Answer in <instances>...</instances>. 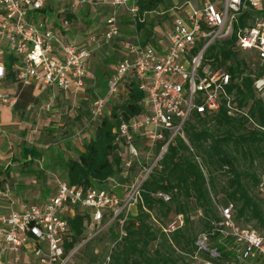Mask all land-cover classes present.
I'll list each match as a JSON object with an SVG mask.
<instances>
[{"label":"built area","instance_id":"2783aa9c","mask_svg":"<svg viewBox=\"0 0 264 264\" xmlns=\"http://www.w3.org/2000/svg\"><path fill=\"white\" fill-rule=\"evenodd\" d=\"M77 4L75 18L81 15L86 0H0V111L13 109L17 103L15 96L1 90L10 74L22 85L37 83L51 91L40 112L52 109L55 91L67 97L84 93L89 61L122 35L113 12L99 34H87L76 25V33L86 37L83 45L69 40L73 29H68L71 20L66 14H72ZM111 7L124 8L133 22L138 19L135 0H114ZM168 14L170 25L160 36L155 29L151 42L142 44L136 33L122 39L125 59L114 67L106 94L97 96L93 104L96 120L104 114L107 102L125 91L127 78H133L143 94L140 114L116 129L123 176L136 172L130 184L117 191L119 184L113 180L104 188L88 189L58 181L51 195L33 196L27 204L20 203L19 193L0 186V264H25L26 258L28 264H68L71 254H64L63 244L70 232L69 219L83 211L90 217L89 224L99 228L117 223L121 230L127 216L142 204L144 184L160 168L168 148L178 138L187 143L185 126L193 115L223 109L228 117L248 116L247 110L238 106L243 77L233 79L227 67L220 65L216 45L233 41L231 51L248 67L243 56L251 59L252 87L264 103V74H258L264 72V0L187 1ZM249 124L257 128L251 120ZM0 135L6 136L1 128ZM258 189L264 195V178ZM155 197L166 203L170 200L166 193ZM232 209V205L221 203L222 221L210 233L197 236V251L218 260L217 247L210 246L211 237L218 233L230 240L237 264H264V234L236 225ZM182 225L183 217L178 216L164 231ZM199 264L216 263L199 260Z\"/></svg>","mask_w":264,"mask_h":264},{"label":"trees","instance_id":"16d2710c","mask_svg":"<svg viewBox=\"0 0 264 264\" xmlns=\"http://www.w3.org/2000/svg\"><path fill=\"white\" fill-rule=\"evenodd\" d=\"M162 2L135 0L138 19L157 10ZM66 17L75 18L70 13ZM138 19L134 24L138 31H143L141 43L147 44L156 28H145V19L143 22ZM232 46L233 41L216 45L217 59L220 65L227 67L233 79L243 77L237 92L238 106L246 109L248 116L228 117L223 109L192 116L185 126L187 143L178 138L168 148L160 168L144 184L142 204L127 216L121 230L117 223L107 227L112 232L118 229L119 234L114 235L112 249L102 264H181L185 257L216 264L228 261L237 264L229 249L230 240L218 233L210 239V246L217 247L218 260L212 259L208 252H198L195 245L198 235L210 233L222 221L221 203L232 205L236 225L264 234V195L258 189L264 173L261 175L255 166L258 161L264 167V103L253 90L251 68L238 53L231 51ZM123 87L125 91L119 93L120 100L117 97L116 102L106 104L104 114L93 121L94 134L76 150L77 158L62 161V181L68 185L104 188L121 174L122 157L115 143L116 129L120 123L140 114L143 99L133 78L124 80ZM250 120L257 128L249 124ZM19 153L27 166L40 156L36 147H21ZM222 177L226 178L224 183L220 180ZM121 181L119 178V183ZM157 193L170 195L169 202L156 198ZM178 216L183 217L182 227L165 232ZM89 222V215L83 211H77L69 219L70 232L63 244L65 255L83 240Z\"/></svg>","mask_w":264,"mask_h":264},{"label":"rangeland","instance_id":"374dc122","mask_svg":"<svg viewBox=\"0 0 264 264\" xmlns=\"http://www.w3.org/2000/svg\"><path fill=\"white\" fill-rule=\"evenodd\" d=\"M86 1L87 5L81 10L83 20L81 16L71 18L68 29H75L79 23L85 33L98 34L102 31L101 25L115 12L123 38L129 39L135 33L140 38L143 36V31L137 30L132 16L124 8L112 10L111 3L114 0ZM187 1L194 3L196 0H163L157 10L144 16L145 28L155 27L157 36H160L163 28L171 23L168 13ZM76 12H79L78 4L72 9L73 15ZM243 58L253 69L251 59L246 55ZM124 59L122 39L105 45L94 54L88 65L89 75L84 93L78 97L57 95L55 105L48 113L37 109L49 101L51 91L37 88L33 83L27 86L16 85L14 96L17 103L14 110L0 112V121L6 123H0L6 133V136L0 135V186L9 188L13 194L19 193V198L23 199L20 203H29L33 196H49L55 191L56 183L63 180L62 161L77 158L76 150L80 149L85 139L93 136V104L97 96L103 97L106 94L107 82L114 67ZM116 100L108 101L107 104L111 105ZM24 146L36 147L40 152V156L30 166H27L19 153V149ZM255 166L262 175V164L256 161ZM135 174L133 172L125 177L122 171L113 179L119 184L116 190H125L130 184L131 176ZM119 178H122L120 183ZM225 179L222 177L220 180L224 183ZM221 197L219 195L218 199ZM192 215L194 216V212ZM119 230L114 228L112 232L102 225L97 228L94 224H88L83 240L70 253L68 264H102L104 257L112 249L114 235H118ZM181 264H199V260L185 257Z\"/></svg>","mask_w":264,"mask_h":264},{"label":"crops","instance_id":"0c3cea01","mask_svg":"<svg viewBox=\"0 0 264 264\" xmlns=\"http://www.w3.org/2000/svg\"><path fill=\"white\" fill-rule=\"evenodd\" d=\"M113 10V9H112ZM81 16V18H82V20H83V17H82V14L80 15ZM100 28H102V30H103V26L101 25V27ZM76 29H73V31H70L69 32V35L67 36V38L69 39V40H72L73 42H75L77 45H79V46H81V45H83V41H84V39L86 38L85 36H83V35H80V34H77L76 33V31H75ZM99 33H101V31L99 32ZM98 33V34H99ZM101 50V49H100ZM100 50H98V51H100ZM97 51V52H98ZM96 52V53H97ZM91 61V60H90ZM90 61H89V63H90ZM89 63H88V65H89ZM17 84H21V83H19L17 80H15L13 77H8L7 79H6V81H5V83L2 85V87H1V90L2 91H5V92H7V93H10L11 95H13L14 96V94H15V89H16V85ZM34 85H37V88H40L41 86L39 85V84H37V83H33ZM41 88H43V87H41ZM43 89H45V88H43ZM46 90V89H45ZM49 91V90H48ZM63 95L62 93H60V92H57V94H56V96H55V100L53 101V103H52V108H53V106L55 105V102H56V98H57V95ZM64 97H67L66 95H63ZM41 106V105H40ZM40 106H38V109H39V107ZM37 109V110H38ZM9 110H14V108L13 109H9ZM9 110H4V111H9ZM3 111V109L0 111V112H2ZM0 123L2 124V125H5L6 123H4V122H1L0 121ZM0 128H1V126H0ZM2 129V128H1ZM25 264H28L30 261L26 258L25 260Z\"/></svg>","mask_w":264,"mask_h":264}]
</instances>
